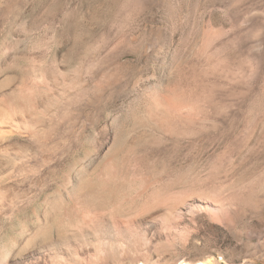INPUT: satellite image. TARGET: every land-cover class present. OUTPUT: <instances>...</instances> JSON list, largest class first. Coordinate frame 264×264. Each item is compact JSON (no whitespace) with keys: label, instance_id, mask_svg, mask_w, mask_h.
Returning a JSON list of instances; mask_svg holds the SVG:
<instances>
[{"label":"rangeland","instance_id":"374dc122","mask_svg":"<svg viewBox=\"0 0 264 264\" xmlns=\"http://www.w3.org/2000/svg\"><path fill=\"white\" fill-rule=\"evenodd\" d=\"M0 116V264H101L109 225L148 264H264V0H0Z\"/></svg>","mask_w":264,"mask_h":264},{"label":"bare ground","instance_id":"6f19581e","mask_svg":"<svg viewBox=\"0 0 264 264\" xmlns=\"http://www.w3.org/2000/svg\"><path fill=\"white\" fill-rule=\"evenodd\" d=\"M5 118H6V116H2V117L0 116V124H2L4 122ZM167 121H169L167 123L173 124L172 120L169 117L167 118ZM19 125H20V123L18 124V126ZM115 158H117V157H115ZM100 162H101L100 164H104L105 162L107 163L106 157H104ZM73 166H71V167H73ZM107 167H109V166H107ZM72 170H73V168H72ZM83 170H82V172H83ZM86 173H88V169L86 170ZM77 174H79V172ZM84 175L85 174H83V173L78 175V179H79L78 182L73 186V188H71V190H68L69 197L73 198V199H77V200H82L85 204L89 205V207L92 206V207L98 208V210L99 209L106 210V212H107V210L109 211L111 205L113 206V203H115L114 202L115 196L111 193V190H109V191L107 190L108 188H107V186H105L107 182L103 186L101 185V183L103 184V181L101 183H99L98 185L95 184V183H92L91 181L87 182L86 180H88V178H86V176H84ZM109 177L110 178H109V182L108 183H110V185H111V183L117 182V180H116L117 178H116V176L114 174L110 173ZM69 179H67V181H69ZM106 181H108V180H106ZM108 187H109V184H108ZM64 200L65 199L61 195L57 196L52 201V203H50L51 204L50 208L52 210H55V211H56V209H57V211H58V209L61 210L62 209L61 204L63 203ZM61 211H63V210H61ZM77 216L78 215L73 210H71L69 208V209L66 210V213L63 216L61 215L60 219L59 218L55 219L54 221H52V223L54 222L53 225L61 226V225L66 224V223L68 224V222H70V221H72V222L75 221ZM58 217H60V216H58ZM109 217H111L110 214H109ZM65 221H66V223H65ZM63 226H61V227H63ZM51 227H52L51 225L46 223L44 226L40 227V229L35 233V236L36 237L37 236H42L43 237V235H45V237H46L48 235V232H50L49 230L51 229ZM104 230H105V234L108 237V240L103 241L102 243L100 242V245L104 244L105 248H101L100 246H98L97 244H94V243L91 244V245H94L96 247V251H97L98 255H101L102 253H104L103 256L105 255L106 260L108 259V260H111V261H115V263L116 262L117 263H124L125 261L126 262L128 261L130 264H146L149 261V258H150L149 256H151V255L149 253V250H147L145 240H144L143 236L141 235V233L138 234V235H133L132 233H130V231H128V230L126 231L124 229L122 232H120L118 234V236L120 237V241L116 242L115 240H113L114 236H113V230H112L111 226L110 225L106 226ZM44 241H46V240H44ZM51 242L52 241H50L49 243H51ZM69 242H70L69 240L68 241H63V244L64 245H69ZM39 244H41L40 241H39ZM55 246H56V244H54V242H52L50 246H48V247L45 246L44 248H41V250L38 251L37 254H36L37 258L34 259V260H32V259L30 260V258H29L30 256L29 255L28 256H24V257L22 256V258L20 259L21 261L23 259L21 264H36V261L37 262L39 260L43 261L44 259H46V256H48V255L51 257L50 254L53 251V249H55ZM103 256H101L102 258L99 257V260H98V261H100L101 264L104 263L102 261ZM6 258L8 259L9 256L6 257ZM52 260H53V264H68L59 255L53 256ZM1 264H10V263L4 261ZM76 264H78V261H77ZM182 264H186V263L184 262Z\"/></svg>","mask_w":264,"mask_h":264}]
</instances>
